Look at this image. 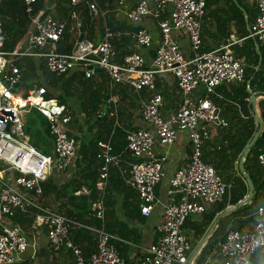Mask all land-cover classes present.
I'll return each mask as SVG.
<instances>
[{
	"label": "built area",
	"instance_id": "built-area-1",
	"mask_svg": "<svg viewBox=\"0 0 264 264\" xmlns=\"http://www.w3.org/2000/svg\"><path fill=\"white\" fill-rule=\"evenodd\" d=\"M21 1L30 19V29L20 47L3 49L5 35L0 18V264L24 260L25 253L34 246L22 227L12 220L16 212L31 216L32 227L45 229L53 251L66 245L71 255L68 264H125L116 248V237L102 224L80 223L41 203V182L53 170L63 171L74 162L77 143L70 134L69 111L56 97H45L47 87L43 83L20 90L16 61L21 56L42 59L45 70L55 76L80 72L82 78H90L99 69L110 84H123L134 93L142 89L149 91V96L140 102V117L147 127L130 128L126 132L128 159L121 169L123 181L136 191L138 211L143 216H148L158 202L154 186L164 173L162 158L150 155L153 141L169 144L178 130L186 131L190 145L187 162L168 177L167 199L161 204L160 219L154 224L156 236L145 247L143 262L195 264V257L190 258L191 244L183 232V223L189 215L202 213L206 205L220 199L228 186L214 167L201 159L202 137L206 134L203 124H227L206 94L221 83L242 79L243 64L229 45L247 37L264 42V0H247L254 4L257 12L243 37L237 39L231 34L225 43L212 49H201L200 21L205 0H135L119 10L134 28L112 30L105 25L98 41L81 37L75 39L68 51L57 48L66 21L48 13L33 12L36 0ZM69 1L74 7L79 2ZM128 1L116 0V4L120 6ZM84 2L90 18L102 15L95 1ZM147 16L154 18L159 28L152 56L145 58L134 50L123 54L120 62L115 61L113 38L125 35L131 45L142 49L152 47V35L141 23ZM68 17L79 29L76 7L69 11ZM178 34L186 40L187 50L176 39ZM167 73L174 78L181 101L164 116L160 113L162 96L156 90L155 79ZM196 90L205 94L192 95ZM31 108L45 116L51 141L47 153L28 141L23 132L24 115ZM95 146V156L100 163L99 177L95 182L96 199L91 201L90 208L93 215L101 219L108 169L120 159L112 152L108 139H97ZM256 161L264 175V148L256 155ZM261 193L262 201L252 211L253 219L247 227L226 228L222 238L210 247L218 257V264H251L254 253L264 257V188ZM71 227H83L93 235L95 249L87 258L77 243L69 241Z\"/></svg>",
	"mask_w": 264,
	"mask_h": 264
},
{
	"label": "crops",
	"instance_id": "crops-1",
	"mask_svg": "<svg viewBox=\"0 0 264 264\" xmlns=\"http://www.w3.org/2000/svg\"><path fill=\"white\" fill-rule=\"evenodd\" d=\"M93 1H95L98 7L103 11L102 15L96 18L89 17L87 5L84 2V0H79L77 5L75 6L79 11L80 27H81V23H83L82 21H84L85 15H87L88 19L91 20L93 23V28L90 30L91 37L90 38L87 37L88 39L90 40L94 39L98 41L101 37L103 27L105 25L112 30H116V29L130 30L134 28V25L129 24L123 17V14L119 12V10L125 8L130 4V2H134L135 0H129L127 3L120 6L116 4V0H93ZM20 2L22 3L21 0ZM10 6L11 5L9 0H3L0 3V18H1V26L5 35V39L13 40L19 35L15 45L12 47L15 48V47H20L24 43L25 35L30 29V19L27 14H23L25 13L24 11L23 13L18 11L17 7H14L15 10H11L9 9ZM75 7L70 3L69 0H42L38 8L33 10V12H37L40 14L48 13L54 17L66 21V28L62 34V37L57 41V48L58 49L60 48L59 51H65L64 49L66 48L70 49L75 39H77V36L79 34H81L82 36L81 28L78 29L74 27L73 20L68 17L69 11ZM83 11L85 12L83 13ZM256 12L257 10L254 4L250 3L247 0H208L205 6V11L201 16V21H200L201 49L208 50L218 47L223 43H225V41L229 38L231 34L237 39L243 37L246 34L247 27L250 23V22L248 23L247 20L248 15L252 20L256 15ZM141 23L144 24L149 29L152 35L153 43L155 44V40L158 39L159 36V32H158L159 28L156 24V20L150 16H147L142 20ZM84 26H86V24H84ZM111 27H115V28H111ZM83 31L84 32L89 31V29H87V27H84ZM176 39L179 41L180 46L183 49L187 50V42L184 39V37L178 34L176 35ZM243 39H241L238 42L230 44L229 48L232 51L233 55L241 61L244 70V65H246V58L244 54H240L241 52H239L242 43L245 41ZM253 40H252L254 47L253 54L255 55L262 52V57L264 62V42L255 39ZM112 47L114 49L113 59L117 62H120V58L123 54L134 50L141 52L145 58L151 57L153 54V49L151 47L150 48L152 50L150 48L142 49L141 47L131 45V43L128 41V37L125 35H121L117 38H113ZM25 57H29V56H21L17 59V61ZM34 60L37 66L40 65L43 66L42 59L34 58ZM256 68L257 65L254 67V69ZM262 70L264 72L263 66H262ZM97 71L90 78H84V79H89L90 89L98 90L99 94L101 95L99 97L100 103L97 109L95 110L96 117L97 118L101 117L102 120L105 119L109 121V128L107 129V131L109 132L106 135V137L103 138L97 137L96 140L108 139L111 142V137L114 133V130H116L117 128L122 130L125 136L126 132L130 128L147 127L145 121H143L140 117V102L142 99L149 96V91L142 89L137 93L136 92L134 93L130 91L123 84H110L105 74L99 69ZM71 73L78 74V77L82 78L80 72H68L62 75L66 76ZM242 80L243 77L240 81ZM45 81L46 80L43 79V73L40 67H38V77L36 83L37 84L43 83L47 87V91H49L52 94L51 97H56V95L59 92V89L50 84L49 85L46 84ZM248 81L249 79L246 80V85ZM59 83L60 82L58 81L57 84ZM234 83L237 82L221 83L214 88L213 92L206 94L211 99L212 103L217 106L220 116L226 122L230 120H235L237 119V117L243 114V110L240 108L238 103L234 102L232 99H229L230 96L227 95L229 85ZM122 87H125V90ZM155 87L156 90L162 96V106L160 109V113L166 116L169 112L173 111L180 103L181 92L177 87L174 78L170 75V73L157 76L155 79ZM127 90H129V92H127ZM81 93L82 91L80 85H78L77 82H74L72 93L69 96L65 97V102L63 103V105L71 115V119L69 122L70 134L75 138L77 147L79 143H83L94 136H98V134L102 132V126L104 125L102 121L93 123V121L91 120L87 122L84 117L83 120L84 122L82 123V125L80 126L79 124H77V128L74 127L75 123L73 118L76 117V114L74 113L73 109L70 107V101H71V97L76 94L75 96L78 99L77 102L79 106L78 111L80 114L83 115L81 109L82 106ZM251 93L252 92H250V94ZM191 94L195 96L205 93H202L201 90H196L193 91ZM250 94L249 97L247 98L249 102V106L247 104V109L250 110L253 116L252 105L250 102ZM67 98H69L70 101H68ZM261 98H264V94H256L254 109L255 110L257 109V112L259 111V107L257 105ZM106 109H108L107 112ZM90 123H92L91 127L88 126V124ZM203 125L205 126L204 131L206 134L205 137H202L201 153L205 150V146H203L204 141L207 140L208 142H216L218 138L217 137L218 129L225 127L227 124L224 126H217L214 124L204 123ZM46 129H47V125H46ZM83 135H87V136L84 137ZM50 146H51V141H50ZM189 151H190L189 140L187 138L186 131L183 130H178L175 139L169 144H161L157 140L153 141L152 146L150 148V155H152L154 158H162L164 173L161 179L158 181V183L154 186V195L155 198L158 200V202L155 204L153 210L148 216H143L139 213L136 196L130 197L128 193L124 194V192L119 191L118 189H114L113 186H111L112 188L110 187L109 196L105 200L106 205L105 207L103 206L101 224L103 225V227H105V229L108 232H110L116 237L115 245L120 256L123 258L125 264H145L143 262L145 247L148 244H150L156 236L154 232V224L156 221L160 219L161 204L164 203L167 199L166 189L168 187L167 186L168 177L172 174L174 169L185 165V163L187 162ZM95 152H96V146H95ZM116 155L118 156L121 162L115 165H110L109 169L112 170L110 173H113V170L117 169L119 174L123 178L121 169L126 166V160L128 158L127 155H125L124 158H122L121 154H116ZM245 156L242 160V164L245 159ZM238 157L236 161H237V170L239 171ZM95 158L97 160L94 161V166L97 165L98 167L99 166L98 164H100L99 159L97 157ZM82 165L83 164L77 167L73 162L70 166H67L65 170L63 171L53 170L48 176L51 177V182L56 187H58L59 185H62L63 183L68 181L70 178L77 179V173L74 172L75 170L79 169L80 166ZM94 166L90 165L88 166V168L90 167L89 169H92ZM113 166L116 168L113 169ZM234 170H235V163H234L233 171ZM96 171L98 173V176L95 174L94 177L96 178L97 181L99 177V172H98L99 167L98 170ZM234 173L236 172L234 171ZM239 173H240V177L243 178L240 171ZM76 182L77 180L73 181L72 184H76ZM225 184L228 185L227 187H229L228 183ZM80 187L81 188H79V190L77 189L76 191H74L75 195L77 194L83 195L86 193L87 189L84 186H80ZM261 190H263V188ZM68 191L69 189L67 188L65 189V191L62 190L60 193L57 194L55 193V191L44 192V194L41 195V203H43V205H45L46 207L53 208L64 214H65L64 211H66V209L68 208H71L72 206L74 208L81 207V201H77V200L69 201L66 199L64 194L65 192L68 193ZM260 197H262V193ZM215 202L216 201L209 203L208 205H206V208L208 209L209 206ZM59 204H61L60 207ZM230 206L231 205L229 204L225 205V207H230ZM216 215H218V213ZM216 215L213 217L211 222L215 219ZM240 216L244 217L245 215L238 214L232 220L229 218L225 219L219 231L217 232V235H215L212 241L210 242L211 243L216 242L218 240L219 234L223 233L224 230L228 226H230L237 217ZM223 218L224 216L221 217V219ZM199 219H201V214H192L189 215L183 223V232L188 237L190 244L195 243L193 247H195V245L199 242L200 238L206 232V230L208 229L211 223L210 222L208 224V226L205 228L204 232L199 236V238L194 241L192 231L195 229V227L191 226V223L193 224V222L191 221H196ZM217 221L218 219L216 220V224ZM248 223L243 224L242 228L247 227ZM194 225L195 224H193V226ZM24 229L27 230L26 232L28 233V239L30 240V242L34 243L33 249L31 250L30 248L25 253L24 264H68L70 262L71 255L66 245H62L61 248L56 251L50 249L47 242L45 229L43 227L34 228L31 226V222H30L29 225L24 227ZM68 238L69 241L73 243H77L80 246L85 258H87L95 249L93 235L91 234V232L85 229L82 230L77 227H71ZM31 253L32 255H30ZM217 259H218L217 255L212 251H210V247H209L203 253V256L201 257L198 264H218ZM250 261L251 264H258L261 261H264V257L260 256L258 253H254L251 256Z\"/></svg>",
	"mask_w": 264,
	"mask_h": 264
},
{
	"label": "trees",
	"instance_id": "trees-1",
	"mask_svg": "<svg viewBox=\"0 0 264 264\" xmlns=\"http://www.w3.org/2000/svg\"><path fill=\"white\" fill-rule=\"evenodd\" d=\"M42 0H36L33 4V10L37 9L40 2ZM208 0H205V6ZM10 7L9 9L15 10L14 7H17V10L23 13L22 3L20 0H9ZM85 11H83L84 13ZM248 23L250 22L251 18L248 15L247 17ZM81 23V33L82 37H91L90 30L93 28V23L91 20L88 19L87 15H85L84 21ZM86 24V26H84ZM84 27H87L89 31H83ZM115 28V27H111ZM19 36V35H18ZM15 39H5L3 43V49L9 50L11 49L18 38ZM239 52L240 54H244L246 58V65H244V75L243 80L238 81L237 83L230 84L229 89L227 91V95H229V99H232L234 102L238 103L240 108L243 110V114L235 120H230L227 122V125L223 128L218 129L217 131V140L216 142H208L207 140L204 141L203 146H205V150L201 153V159L205 162H210L217 174L220 175L221 179L229 184V187H226L221 198L216 201L215 203L211 204L209 208L203 211L201 214V219L196 221H191L192 227L195 229L192 231L194 241L199 238V236L204 232L205 228L211 222L213 217L221 212L226 204L235 205L239 200L243 199L247 192V187L244 182V179L241 178L239 175L234 173V163L237 160L238 155L241 153L242 148L247 143V141L252 137L256 125L253 119V116L249 109H247V104L249 106L248 97L250 92L255 94H264V72L262 70L263 66V57L262 52L259 54H253L254 47L251 38H245ZM91 41L95 42L96 40L92 39ZM254 41V40H253ZM154 49V43L151 47ZM150 48V49H151ZM151 49V50H152ZM60 50V48L58 49ZM68 51L69 49H64ZM20 61V60H19ZM17 61V65L19 67L22 66L23 74L26 71H31V60L29 58H24L22 60V64ZM19 62V63H18ZM258 63V64H257ZM257 65V68L254 67ZM39 67V66H38ZM42 73L45 75L44 69L41 70ZM98 72V71H97ZM38 77V75H37ZM78 74L71 73L69 75H52L50 78V85L57 87L59 89L58 94L56 95L57 99H59L60 103L65 102V97L69 96L72 93L74 82H77L78 85L81 87V95H82V112L85 120L87 122L93 121L94 122H103L102 132L98 134V136H94L83 143H79L77 147V156L74 159L75 166H80L79 169L75 170L74 173H77V179H69L62 185L56 187L51 182V177H47L45 180L41 182V195L44 192L48 191H55V193H60L62 190L69 189L68 193L65 192L64 196L67 200L73 201H81V207L66 209L65 215L73 218L75 221L84 224H91L98 226L101 224V219L95 217L93 215V211L90 208V203L94 199H96L97 189L95 187L96 178L94 175L98 176L96 170H98L97 165L94 166V161L97 159L95 158V140L97 137H106L109 131V121L102 120L101 117H96V109L100 103L99 97L101 96L96 89H90L89 87V79H84L78 77ZM246 85V80H248ZM58 81L60 82L59 84ZM125 90V87H122ZM88 89V90H87ZM130 90V89H129ZM127 90V92H129ZM131 91V90H130ZM52 94L47 91L45 97H51ZM259 111L255 110L261 120V131L257 138L254 140L253 144L249 147L245 159L243 161V167L248 172L252 183H253V197L247 203H243L237 209L231 211L229 214L225 215L223 219L219 218L215 228L212 230L206 243L201 246L199 252L195 258V264H198L203 253L207 250V248L212 247L215 242L212 241L213 237L217 235L223 221L227 218L234 219V217L238 214L245 215L244 217H237L233 223L228 227H233L236 229H241L243 224L250 222L253 217L251 215L252 211L254 210L255 206L259 201H262L261 196V189L264 188V175L261 168L256 163V155L264 148V98H261L258 102ZM108 109H106V112ZM33 117L27 116L25 118V125L24 130L25 134L28 135L30 142L39 148L41 151L47 153L50 147V137L47 134L46 129V119L45 116L42 115L39 111H34ZM92 116V117H91ZM106 118V117H105ZM92 123L88 124L91 127ZM111 146L112 152L114 154H121L122 158L127 155V151L125 149V140H124V133L122 130L117 128L114 130V133L111 137ZM202 146V147H203ZM204 149V148H203ZM121 161H119L120 163ZM94 166L92 169H89L88 166ZM99 165V164H98ZM116 168L113 166V169ZM112 170L109 169L106 179V184L103 188V195H102V204L105 207L106 205V198L109 196L110 187L113 186L114 189H118L125 193H128L130 197L136 196V191H134L131 187L123 182V178L119 174L118 170L114 169L113 173H110ZM79 179V180H78ZM76 184H72L73 181H76ZM80 186H84L87 191L85 194H74V191L79 188ZM112 188V187H111ZM105 202V204H104ZM61 204H59L60 207ZM65 207V206H64ZM66 208V207H65ZM187 219V218H186ZM12 220L17 222L20 226H27L31 222V216L27 214H21L16 212L12 216ZM227 227V228H228ZM80 229H84L83 227H77ZM105 229V227H104ZM106 230V229H105ZM225 231V230H224ZM224 233V232H223ZM223 233L219 234L218 240L222 238ZM195 243L191 244V249L193 248ZM29 256V255H28ZM13 264H24V260L20 262H16Z\"/></svg>",
	"mask_w": 264,
	"mask_h": 264
},
{
	"label": "water",
	"instance_id": "water-1",
	"mask_svg": "<svg viewBox=\"0 0 264 264\" xmlns=\"http://www.w3.org/2000/svg\"><path fill=\"white\" fill-rule=\"evenodd\" d=\"M81 37H82L81 34H79L77 36V40H79ZM16 85H17V82L14 83V86H16ZM255 97H256V94H252V93L250 94V102H251L252 110H253V118H254V121L257 125V128L255 129L252 137L244 145L243 150L238 157V168H239V171L241 172V175H242L244 182L246 184L247 192H246L245 196L243 197V199L239 200L235 205H231L230 207H225V209H223L221 212L218 213V215H216L215 219L210 223L206 232L202 235L199 242L193 248V250L190 254V258L195 257L197 255V253L199 252L201 246L204 245V243L206 242V239L208 238V236L212 232V230L216 224L217 219L229 214L231 211L237 209L243 203H247L248 201H250L251 198L253 197V189H254L253 183H252V180H251L248 172L243 167L242 160H243L244 156L247 154L249 147L253 144L254 140L259 135V133L261 131V127H262L261 120H260L258 114H256L255 109H254Z\"/></svg>",
	"mask_w": 264,
	"mask_h": 264
},
{
	"label": "rangeland",
	"instance_id": "rangeland-1",
	"mask_svg": "<svg viewBox=\"0 0 264 264\" xmlns=\"http://www.w3.org/2000/svg\"><path fill=\"white\" fill-rule=\"evenodd\" d=\"M23 14H26V13H23ZM25 58H29L32 62L30 63L31 64V71H26L24 74H23V70H22V66L20 67V71H19V74H20V77H19V81H20V90H24L25 88H27V86H32L34 84H36L37 82V75H38V66L35 64V60H34V57H25ZM24 58H22L19 62L22 64V60ZM18 62V63H19ZM40 69H44V67L42 65L39 66ZM45 75L43 73V79H45L46 81V84H50V78H51V74L49 72H47L45 69ZM42 78V77H41ZM76 95V94H75ZM73 95L71 97V101L69 98H67L68 101H70V107L73 109L74 113L76 114V117H74V127L77 128V124H79L80 126L82 125V123L84 122V116L82 114L79 113V106H78V102H77V97ZM34 111L35 109L34 108H31L30 110H28L26 113H25V118H27V116L29 117H33L36 119V116H34ZM210 130H213V129H210ZM23 132L25 133V130L23 129ZM28 136V135H27ZM84 137H86L87 135H83ZM28 141L29 140V137H28ZM43 152V151H42ZM49 152V151H48ZM237 175L240 176V173L239 171L237 170V161L235 162V170ZM32 221V220H31ZM23 231L25 232V235H28V233L26 232L27 230L24 229L25 226H21ZM194 248V247H193ZM193 248L191 249L190 251V254L193 250Z\"/></svg>",
	"mask_w": 264,
	"mask_h": 264
},
{
	"label": "clouds",
	"instance_id": "clouds-1",
	"mask_svg": "<svg viewBox=\"0 0 264 264\" xmlns=\"http://www.w3.org/2000/svg\"><path fill=\"white\" fill-rule=\"evenodd\" d=\"M195 258H196V256H195Z\"/></svg>",
	"mask_w": 264,
	"mask_h": 264
}]
</instances>
